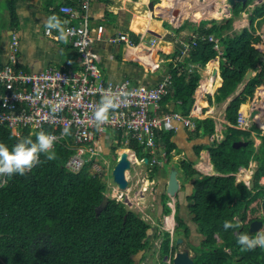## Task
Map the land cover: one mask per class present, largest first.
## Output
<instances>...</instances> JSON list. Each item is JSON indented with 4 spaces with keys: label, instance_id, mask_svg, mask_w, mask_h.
<instances>
[{
    "label": "trees",
    "instance_id": "obj_1",
    "mask_svg": "<svg viewBox=\"0 0 264 264\" xmlns=\"http://www.w3.org/2000/svg\"><path fill=\"white\" fill-rule=\"evenodd\" d=\"M18 1L8 0L6 4L12 29L20 26ZM110 1L113 0H106L108 3ZM253 1L237 2L232 9L233 16L226 19L223 25H219L217 20H203L200 25L186 21L184 28L189 27L196 32L198 30L199 38L189 56L177 62L176 67L170 65L173 86L163 101L165 111L169 109L166 107L168 104L175 102V111L185 115H203L214 105V98L222 103L232 95L250 69L256 75L227 108V120L231 125H236L243 104H255L264 98V39L256 33L257 24L260 26L264 22V4L251 10ZM162 2L158 7L174 6L166 0ZM69 4L71 5H65ZM59 9L60 6L54 10L53 15L60 17ZM146 10L151 16L148 6ZM199 11L202 17L208 11L209 14L212 12L206 7ZM173 14L174 11L168 12L163 18L170 20ZM242 14H250V27L235 37L225 36L226 30L233 29L234 17ZM131 35L134 44H138L139 38L134 33ZM210 36L220 40L222 54L214 48L215 43L209 40ZM181 53L180 49L176 50V61ZM217 59H221L223 85L216 91L214 98L208 93L200 96L201 90L198 94L197 88L201 75L199 72L190 73L188 65L194 63L206 66L211 62L217 64ZM256 121L258 123L253 125V130L258 133L264 131L263 118L258 116ZM195 123L193 136L196 138L210 139L216 133L215 122L211 118L196 120ZM231 125L225 129L222 140L215 139L210 145L200 144L196 147L197 157H200L202 150H209L213 162L211 165L221 175H204L193 168L192 160H184L180 166L188 177L193 178L194 188L189 200H194L191 210L198 231L204 236L199 246L192 245L196 251L195 264H264V248L242 251L237 242L242 233L250 236L258 233L251 232L253 222H264V190L255 192L243 182L236 183V178L232 175L242 166L249 167L251 160H256L258 169L255 173V188H261L259 180L264 176V136L261 137L262 144L256 149L250 132ZM43 131L50 133L51 130L45 128ZM13 133L0 127V142L11 147L28 136L35 140L38 134L33 135L27 130L19 138L13 136ZM175 135V130H168L160 139L169 160H173L171 153L178 148L174 141ZM120 136L121 134L118 135L121 141ZM119 140V145L113 147L112 158L110 157L112 163L118 159V148H121ZM242 140L248 141V145L234 147L235 142ZM70 144H74V141L57 142L54 147L56 159L48 161L42 155L41 163L24 176L0 178V264H134L135 254L142 249L151 248V238L145 243L144 240L152 225L124 204L111 198L106 208L97 213L107 196L108 186L99 174L92 173V163H88L80 172H72L67 168V161L75 153ZM132 149L137 156L151 160V155L145 154L138 144H132ZM157 168L156 166L152 174L157 173ZM3 180L5 184L1 185ZM167 197L166 193L162 196L165 213L171 210L165 205ZM177 221L184 228L185 236L189 237L191 229L188 224L182 217H177ZM225 221L238 226L226 231L223 227ZM170 244V234L167 233L163 244L164 254L170 251ZM173 249L176 251V246Z\"/></svg>",
    "mask_w": 264,
    "mask_h": 264
},
{
    "label": "built area",
    "instance_id": "obj_2",
    "mask_svg": "<svg viewBox=\"0 0 264 264\" xmlns=\"http://www.w3.org/2000/svg\"><path fill=\"white\" fill-rule=\"evenodd\" d=\"M91 2L92 0H80L77 7H60L61 20L67 22L66 28L72 29L69 41L78 53L79 60L74 64L61 68L47 67L39 72L28 71L20 65L19 36L15 32L11 33L9 51L3 60L0 57V127L13 131L19 138L27 130L36 135L48 128L51 134L57 136V142L73 140L74 144H70V147L75 153L66 164L72 172H80L88 163H92L94 175H104V167L109 172L111 164L102 157L100 143L110 129L121 132L126 144L136 143L145 154H150L151 166L163 165L167 162V155L158 143L163 133L168 130L178 131L180 127L194 131L195 119L200 116L194 113L185 115L174 109L164 110V98L173 86L170 73L165 74L155 86L137 84L130 78L114 81L104 76L96 45L101 42H124L129 46L135 44L127 33L107 37L103 23L94 25ZM47 35L57 36L58 33L53 31ZM198 38L199 34H195L190 40H181L182 56H189L197 45ZM209 40L215 43L214 48L222 54L220 40L215 36H210ZM201 68V64L190 63L188 71L195 73ZM199 86L202 87V84L199 83ZM36 87L42 90L38 99L35 94ZM109 87L114 91L134 92L135 95L128 97V102L111 115L102 129H98L93 113L100 102L102 90ZM57 99H62L64 105L62 110L52 113L48 102H55ZM246 118L244 113L240 114L239 128L250 127ZM65 127L70 129V135L62 134ZM262 180L264 185V177ZM152 183L155 188V181ZM173 221L174 218L165 217L164 227H174L171 224ZM173 240L174 236L170 251L165 256L162 254L164 242L162 245L159 242L154 243L153 255L159 259L162 257L163 260L157 261V264H174L177 252L173 250ZM161 249L162 253L157 251Z\"/></svg>",
    "mask_w": 264,
    "mask_h": 264
},
{
    "label": "crops",
    "instance_id": "obj_3",
    "mask_svg": "<svg viewBox=\"0 0 264 264\" xmlns=\"http://www.w3.org/2000/svg\"><path fill=\"white\" fill-rule=\"evenodd\" d=\"M7 1L8 0H0V34H3L2 37H0V57L2 60L7 55L6 52L9 51L11 32L12 30L16 29L11 28L9 13L6 9ZM160 1L163 3L162 0H145L142 7H135L137 5L133 6L124 3L120 4L122 0H113L109 3L106 2V0H92L90 10L93 16V24H105L107 37L117 33H127L133 42L134 40L131 34L134 33L139 38V42L135 46H129L124 42L120 44L101 42L96 45L95 49L100 56V65L106 78L114 81H121L125 78H131L137 84L140 83L148 86H155L165 74H171V64L175 66L177 62L186 58L181 54L180 58L176 61L174 54L177 49L181 50V40H190L193 35L198 34V30L196 32L189 27L184 28L186 21L183 19L185 14L187 15L188 10H190L189 3L187 0H179V4L177 3V6L174 5L176 8H174V6H171V8H163L158 7V2ZM68 3H71V5L69 4L70 6H78L80 0L18 1L17 10L20 18V26L16 30L18 31V35L20 37V65L22 68H25L31 72H39L47 67H63L67 66L68 64H74L78 62V53L69 42H60L44 34L46 18L53 15L54 10L58 6ZM116 6L118 7L116 10H114ZM147 6L151 12V16H149L147 13ZM225 6L227 10H224L223 14H225V11L232 13L234 6L229 9L230 11L228 10L227 4H225ZM210 9L212 10V16L217 15V18H220L222 15L221 12H215L213 6L212 8L210 7ZM172 11H174V14L171 16L170 20L168 18H163L168 12ZM157 12H162L161 16L160 14L157 15ZM173 17L176 18L173 20ZM193 17L195 18L194 15ZM163 19L168 21L170 24L164 23ZM192 23L200 25L201 22L194 20ZM175 26H177V28H174ZM172 28L175 29L176 32L173 31ZM133 48L139 51V58L133 56L136 54L132 53L134 51ZM215 62H217V65L211 68V70L209 69L210 63L206 67L202 66L201 69L196 70L200 72L202 77L199 81V83L202 84V87L199 86L198 89V94L201 90L199 94L200 96L208 93L210 95L212 94L211 96L214 98L216 91L223 85L224 80L220 72L221 59H218V61ZM209 81L213 82L212 84L216 83L218 86L213 92L203 88V82ZM219 81L220 84L218 85L217 83ZM231 101L232 99L228 101L229 105ZM218 104L220 103L216 101V98H214V105L209 107L203 113V115L206 118L213 117V114H217L218 108L216 106ZM175 106V102H172L166 107L169 109H175ZM218 116L219 118H217V120L220 124L218 135L219 139H221L224 136L225 129H227L230 123L226 116H223L221 119L220 115ZM175 132L176 135L174 137V141L178 144V148L175 150L180 152L182 161L185 159L186 161L192 160L191 156L196 154V147L198 145H210L212 141L207 137L196 138L193 136L194 132H191L183 127H180L179 130ZM107 134L111 136L109 139L117 135L116 133L111 135V131L107 132ZM194 140L198 142L192 146V149H187V141L192 142ZM179 142H181V144H179ZM204 152H206L208 155L209 159H207L209 160V163H213L209 150H202L200 153V159L199 157H196L197 155H195V157L198 158L195 165L198 164V171L200 172L201 168L199 166H201L203 159L206 158L203 154ZM180 164L181 163H176V166H180ZM204 166L205 168H212L208 165ZM165 170L162 168L154 175V180L156 182L158 180V185L162 184L165 179H168L164 178ZM166 172L169 171L166 170ZM177 172L178 179L180 181L181 178L184 177V173L181 168ZM206 173L208 175V172ZM214 174L215 173H209V175Z\"/></svg>",
    "mask_w": 264,
    "mask_h": 264
},
{
    "label": "rangeland",
    "instance_id": "obj_4",
    "mask_svg": "<svg viewBox=\"0 0 264 264\" xmlns=\"http://www.w3.org/2000/svg\"><path fill=\"white\" fill-rule=\"evenodd\" d=\"M155 1H159V0H155ZM189 2H192V7L190 6V10H189V14H185L184 16V21H194L197 20V22H201L203 20H217V23L219 25H223L225 24V20L228 18H231L233 16L232 13H228L224 10H227L225 4H227L228 6V10L232 8V4L229 2V0H188ZM166 2L170 3V4H174L175 6H177L176 1H172V0H166ZM195 2V3H194ZM240 2V1H237ZM236 2V3H237ZM123 3V2H122ZM157 3V2H156ZM161 4V1L158 2V5ZM262 4H264V0H254L251 6V10H253L256 6H261ZM195 5V7H194ZM198 5V7H197ZM135 6V5H133ZM143 5H137L135 7H142ZM202 6H206V9H210V7L213 9L215 12H221V16L220 18H217V15H211L209 14L210 12L208 11L203 12V14H207L204 15L203 17L200 18H194L193 15L199 11L201 9ZM218 6V8H217ZM176 8V7H175ZM161 16V14H160ZM164 23H169L168 21H165L163 19ZM250 14H242L239 17H234V24H233V29L231 31L226 30L225 31V36H230V37H235L238 33H241L242 31H244L246 28L250 27ZM170 24V23H169ZM172 26V25H171ZM155 27V24H154ZM160 28V27H159ZM174 28H177V26H175ZM155 30V29H153ZM173 31L176 32L175 29L172 28ZM252 31V30H251ZM256 33L260 36H262V38L264 39V22L258 26L257 24V29H256ZM3 34H0V37H2ZM133 52L132 53H136L133 56H136L137 58L140 57V53L139 51L135 50V48H133ZM220 50H221V45H220ZM222 52V51H221ZM218 61V60H216ZM211 66H216L217 64L214 63H210ZM256 75V73H255ZM254 75V76H255ZM246 86V80H244L237 88V90L230 95L226 101L218 104L216 107L218 108L217 110V114H213V118H214V122H215V127L216 130L218 128H220V124L217 120V118H219L218 115H220V119L223 118V116H226V110L227 108L230 106L228 101L232 99H235L236 97H238L242 91L243 88H245ZM205 87V85L203 84V88ZM206 90H208V88H206ZM209 91V90H208ZM213 91V90H212ZM231 101V102H232ZM230 102V104H231ZM261 106L264 108V101L261 100L260 102ZM247 105V104H246ZM244 106V105H243ZM241 109H243V107H241ZM264 110V109H263ZM222 111V112H221ZM222 116V117H221ZM259 117H262L264 120V111H261L258 114ZM198 120V119H195ZM256 123H258L257 121L253 120L250 122V126L255 125ZM264 123V121H263ZM226 125V124H225ZM224 125V128H225ZM186 133V132H185ZM262 136H264V131L261 132H257L255 130L252 129L251 131V137L255 142V147L256 149L262 144ZM111 136L108 134H105L103 136V138L101 139V151H102V157L107 160L112 166H115L114 164H116L115 162L112 163V152H113V147L116 146V144L118 143L116 139H109ZM219 135H213L209 140H214V139H218ZM198 141L194 140V141H187L186 146L187 149L190 148L192 149V146L197 143ZM179 144H181V142H179ZM119 145V144H117ZM125 148V146H122L121 149L118 148V159L120 154H124L122 151V149ZM255 153H257V151H255ZM196 154H193L191 156L192 161L191 163H194V167L196 170H198V164H196L197 159L195 157ZM171 156L178 160L176 161H172L171 159L167 161V164H164V166L162 168H164V170L166 169L169 172H166L165 170V175L164 178H168L169 174L171 171H174L176 169V171H179V168L181 166H176V163H182V158L180 157V152L179 151H173L171 153ZM111 157V158H110ZM139 159H141L140 156H138ZM168 158V157H167ZM200 159V157H199ZM186 160V159H185ZM257 162L256 160H251L249 163V167L245 168L244 166H242L239 171L237 173L232 174L235 178H236V183H244L245 185L248 186L249 189H254L255 192L259 191V190H264V185L262 184L263 180V176L260 178L259 183L261 185V188L258 187L257 189L255 188V184L256 183V177H255V172L257 170ZM162 165V164H161ZM201 168V166H199ZM140 172H142V174L145 176L148 175V166L142 165L141 167H136ZM104 175H98L100 178H102L103 182L107 184L108 186V192H107V196L112 198L114 197V188H118L117 184L115 183L113 177H112V172L111 170H109V172H107L106 167H104ZM201 172L204 175H207V173L201 168ZM184 173V172H183ZM109 174V175H108ZM182 174V173H181ZM209 174V173H208ZM217 175H221L219 172L216 173ZM250 174V175H248ZM108 175V176H107ZM131 175L134 177L135 175V171L132 169L131 171ZM102 176V177H101ZM106 176V178H105ZM252 176V177H250ZM142 176H141V181L138 185H136L138 178H135L132 181V191H124L125 193L128 192L130 195L128 197H126V195H123L122 192L120 191H116V196L115 199L117 202L124 204L128 209L136 212L137 214H139V216L147 221L149 224L152 225V227L154 228V233L153 236L151 237V248H149L147 251V255L146 258L144 259V262L147 264H157V261H163L162 257L157 258V256L155 257L153 255V250H154V243L155 242H159V245H162L167 233H170V238L172 240V236H174V240L172 241L173 245L176 246L177 248V252L179 250H183V249H188L191 252V255L194 257L196 255V251L193 249L192 245H196L199 246L202 241L204 240V236L202 234H200V232L198 231V225L194 220V213L191 210V206L192 204H194V200H189V197L192 195L193 193V178L188 177L185 173H184V177L181 178V182H180V189L176 195V197L174 196H170L168 195V191H167V187H168V181L169 180H164L162 184L156 186V188H153V186H148V190H144L143 192H138V189L142 187V182H143ZM158 182V180H157ZM164 193H166L168 195L167 197V201L165 203L166 206H168L171 210L167 213H164V202H163V198L162 196L164 195ZM146 194V195H145ZM112 196V197H111ZM113 199V198H112ZM171 218H175L176 219V226L179 225V227L177 228L175 227H164L163 224V218L164 215H167ZM177 217H182L185 221V223L188 224V226L191 229L190 235L189 237L185 236V230L184 228L180 227L179 222L177 221ZM177 228V230L175 229ZM175 229V230H174ZM169 230H172V232H170ZM264 230V228L262 229ZM261 231V230H260ZM258 231V232H260ZM182 238L184 240V242L182 244H178V240ZM221 243V241H220ZM163 247V246H162ZM160 251L162 253V249L161 250H157ZM202 251V250H200ZM226 251H230L229 249H226ZM163 254V253H162ZM164 256L166 254H163ZM235 260H238V258H235Z\"/></svg>",
    "mask_w": 264,
    "mask_h": 264
},
{
    "label": "clouds",
    "instance_id": "obj_5",
    "mask_svg": "<svg viewBox=\"0 0 264 264\" xmlns=\"http://www.w3.org/2000/svg\"><path fill=\"white\" fill-rule=\"evenodd\" d=\"M75 7H77V6H75ZM59 11H60V9H59ZM61 16H62V14L60 15V17L58 15L54 14V15L48 16L46 18L44 34L46 36L54 39V40H58V41L64 42V43L69 42L72 45V43L69 41V37L72 35V29L65 27L67 22L66 21H62L61 20ZM46 31H47L48 34H51L53 31H55V32L58 33V35L57 36L47 35ZM12 32H15L18 35V31L16 29L12 30ZM10 38H12L11 35H10ZM19 43H20V37H19ZM9 45H10V43H9ZM206 66H203V67H206ZM52 67H56V66H52ZM56 68H61V67H56ZM125 79H129V78H125ZM198 89H199V85H198V88H197V93L199 91ZM35 94H36V98L38 99L42 95V90L39 87H36ZM133 95H135L134 92H125V91H122V90L114 91L111 87H109L107 90H102L100 102H99L98 106L95 108V111L93 113L95 126L98 129H102V126L109 122L111 115L114 114L115 111L118 110L123 104H126L128 102V97L133 96ZM261 100L264 101V98L258 100L255 104L247 103V105H251V108L247 109L246 111H243V109H240L239 116H240L241 113H244L247 116L246 120H247L248 123L253 121V119L251 118V115H252L254 110H258L259 113L261 111H264L263 110L264 108L260 104ZM48 103L50 105V109H51L52 113H57L58 111L62 110V107L64 105V101L62 99H57L55 102H48ZM243 105H246V104H243ZM194 114H197V113H194ZM198 115L200 116V118H196L198 120H204L206 118L204 115H200V114H198ZM257 117H258V115L256 116V119H257ZM211 119H213V117H211ZM256 119H254V120L256 121ZM238 121H239V118H238ZM231 126L236 127L237 129H241L243 131L250 132V133H251V131L253 129V125L250 126L247 129L239 128L238 127V123L236 125H231ZM195 130L194 131L189 130V131L195 132ZM109 131H111V135H114L113 133L121 134V136H120V137H122L121 141L119 140V137H118L119 134L116 135L117 137H114V139L120 141L121 147L125 146V148H123L122 150H124V149L130 150L134 154V156L137 158V162H136V159H135V162H133L132 160H130V157L128 155V158H129V160L131 162V168L126 173V178H127L128 183H129V186H128L127 189L122 190V189H120L119 185L115 182L117 184L118 188H114L115 189L114 194H113L114 197H112V196L111 197L113 199H115L117 189H119L118 191L122 192L123 195H126V197H128L130 194L128 192L125 193L124 191L128 190V191L131 192L132 191V185H131L132 181L135 178H138V181L136 183V185H138L140 183V181H141V176L144 179H143V182H142V187L138 189L137 193L144 191V185L146 183H148V186H151V185L153 186L152 181H155L154 180V175L155 174H152V172L154 171L156 166L154 167V166L150 165V162H151L150 159H149V162L147 164L145 163V161H144V163H142V159L144 160L145 158H148V157L139 159V157L137 156L136 151L134 149H132V145L131 144L129 145V144L125 143L124 135L121 132H118V131L113 130V129H110ZM218 131H219V128L216 130V133L214 135H218ZM62 134L63 135H70L71 134L70 133V129L68 127H65L63 129ZM15 135L16 134L13 133V136H15ZM57 139H58L57 136L54 135V134L47 133V132H44V131H40L37 134L35 140H33L31 136H28V137H25L23 139H20L17 143L12 145L11 147H9V145H7L4 142H0V178L12 177L14 175L24 176L25 174L30 172L34 167H36L37 165H39L41 163V156L42 155L48 161L55 160L56 159V153L54 151V147H55V144L57 142ZM160 139H159L158 143H159V145H161L162 150L165 151L164 150V146L162 144H160ZM222 139L223 138H221V139L218 138L216 140L220 141ZM242 141H245V140H242ZM245 142H248V141H245ZM121 155L122 154H120L119 159H117V161L115 162L116 164L121 160L120 159ZM147 155H150V154H147ZM171 158H173V157H171ZM168 160H169V158H167V161ZM176 160H178V159L174 158L172 161H176ZM256 162H257L256 165H257V169H258V161H256ZM116 164H114V165L116 166ZM145 164L149 168V170H148L149 172H148V175H146V178L142 174V172H140L136 168V167H141L142 165H145ZM165 164H167V162ZM115 166L111 165V169L110 170L112 172V177H113V171H114ZM163 166H164V164L160 165V166H157L158 167L157 171L162 169ZM245 168H247V167H245ZM132 169L135 171L134 177L131 175ZM91 171H92V169H91ZM214 175H217V174L215 173ZM169 178H170V176L168 177L167 180H169ZM168 183H169V181H168ZM4 184H5V180H3L1 185H4ZM154 186H155V188H156V186H158V183L156 181H155V185ZM147 190H148V187H147ZM167 216H168V214L164 215L163 222L165 220V217H167ZM172 224H173L174 227L176 226V219L175 218H174V221H173ZM236 226H238V225H235L231 221H225L224 225H223V227H224V229L226 231L231 229V228H233V227H236ZM175 229L177 230V228H175ZM237 242L241 246V250L242 251H252V250H255L257 247L264 248V230L261 229V231L258 232L254 236H250L247 233H242V234H240L238 236V241ZM175 252H177V251H175ZM147 253H148V251H147ZM147 253L145 255H147ZM144 257H143V259H144Z\"/></svg>",
    "mask_w": 264,
    "mask_h": 264
},
{
    "label": "water",
    "instance_id": "obj_6",
    "mask_svg": "<svg viewBox=\"0 0 264 264\" xmlns=\"http://www.w3.org/2000/svg\"><path fill=\"white\" fill-rule=\"evenodd\" d=\"M237 1H245V0H229V2L234 6ZM152 7V5H151ZM230 11V10H229ZM255 71L250 69L245 77L246 84L252 77H254ZM259 114L258 110H254L251 118L254 120L256 116ZM248 142L245 141H238L234 143V147L240 148L242 146H247ZM121 160L116 164L114 171H113V178L114 181L119 185L120 189L125 190L128 188L129 183L126 178L127 171L131 168V162L128 158V154L124 153L121 155ZM145 163L149 162V158L144 159ZM255 185V184H253ZM180 189V182L178 179V172L176 170L172 171L169 178V183L167 187L168 194L170 196L176 197L178 191ZM110 198L108 196L105 197V200L101 204V206L97 209V213H101L109 203ZM127 216H125L126 219ZM264 222L262 221H255L251 224V232L256 233L263 228ZM154 228L150 227L147 231V237L144 240V243L147 242L149 238L153 236ZM184 240L180 238L178 240V244H182ZM147 253L146 249L140 250L137 254L133 256L134 264H140L143 257ZM174 264H195L194 257L191 255V252L188 249L179 250L174 258Z\"/></svg>",
    "mask_w": 264,
    "mask_h": 264
},
{
    "label": "bare ground",
    "instance_id": "obj_7",
    "mask_svg": "<svg viewBox=\"0 0 264 264\" xmlns=\"http://www.w3.org/2000/svg\"><path fill=\"white\" fill-rule=\"evenodd\" d=\"M172 1H176V3H178L179 4V0H172ZM195 1V0H194ZM122 2L124 3V4H130V5H143L144 4V2H145V0H137V1H133V0H122ZM187 2L189 3V6H191L192 7V2H189L188 0H187ZM195 3V2H194ZM194 7H195V5H194ZM197 7H198V5H197ZM203 7H206V6H202L201 8H203ZM189 13V10H188V12H187V14ZM195 16L197 17V18H200V17H202V14H201V12L200 11H197L196 12V14H195ZM174 18H176V17H173V20H174ZM211 68H213V66H211V65H209V69L211 70ZM216 82V81H215ZM213 82H203V84L205 85V87L204 88H208V90L209 91H214L215 90V88H217L218 86L216 85V83H214V84H212ZM218 85L220 84V81L217 83ZM212 91V92H213ZM243 107V111H246L247 109H249V108H251V105H244V106H242ZM123 153H128V155H129V157H130V160H132L133 162H135V159H136V162H137V158L135 157V156H131V155H134L133 153H131V152H129L128 150H126V149H124L123 151H122ZM204 154V156L206 157V158H204L203 159V161H202V164H201V168L205 171V172H208V173H218V171L216 170V168H214L212 165H211V162L209 163V158L205 155V153H203ZM208 158V159H207ZM204 165H208V166H211L212 168H205V166ZM248 175H250V174H248ZM251 177V176H250ZM147 187H148V183H146L145 185H144V190L146 191L147 190ZM119 189H117V191H118ZM146 195V194H145Z\"/></svg>",
    "mask_w": 264,
    "mask_h": 264
}]
</instances>
